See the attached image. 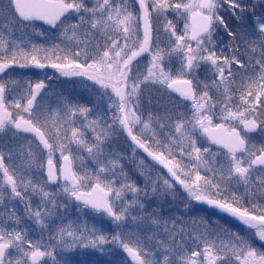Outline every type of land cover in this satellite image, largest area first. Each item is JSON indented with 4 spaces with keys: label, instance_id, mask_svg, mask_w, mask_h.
I'll list each match as a JSON object with an SVG mask.
<instances>
[{
    "label": "snow or ice",
    "instance_id": "snow-or-ice-1",
    "mask_svg": "<svg viewBox=\"0 0 264 264\" xmlns=\"http://www.w3.org/2000/svg\"><path fill=\"white\" fill-rule=\"evenodd\" d=\"M0 264H264V0H0Z\"/></svg>",
    "mask_w": 264,
    "mask_h": 264
}]
</instances>
